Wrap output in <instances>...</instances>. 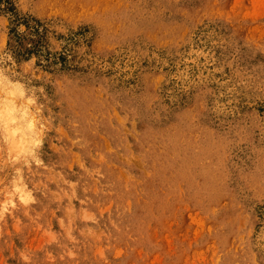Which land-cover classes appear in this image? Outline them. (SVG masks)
I'll use <instances>...</instances> for the list:
<instances>
[{"label": "rangeland", "instance_id": "1", "mask_svg": "<svg viewBox=\"0 0 264 264\" xmlns=\"http://www.w3.org/2000/svg\"><path fill=\"white\" fill-rule=\"evenodd\" d=\"M0 264H264V0H0Z\"/></svg>", "mask_w": 264, "mask_h": 264}, {"label": "bare ground", "instance_id": "2", "mask_svg": "<svg viewBox=\"0 0 264 264\" xmlns=\"http://www.w3.org/2000/svg\"><path fill=\"white\" fill-rule=\"evenodd\" d=\"M93 1H94V0H93ZM86 2H87V1H86ZM61 3H62V2H61ZM88 4H89V3H88ZM61 5H62V4H61ZM94 8H96V7H94ZM91 10H92V7H91ZM102 11H103V10H102ZM89 12H90V11H89ZM110 12H111V11H110ZM102 13H103V12H102ZM100 14H101V13H100ZM179 20H180V19H179ZM180 22H181V21H180ZM244 25H245V24H244ZM175 26H176V25H175ZM175 26H174V27H175ZM177 26H178V25H177ZM177 26H176V27H177ZM176 27H175V28H176ZM172 28H173V26H172ZM175 28H174V30H175ZM155 29H156V28H155ZM152 31H153V30H152ZM158 31H159V30H157V32H158ZM185 156H186V155H185ZM185 158H186V157H185Z\"/></svg>", "mask_w": 264, "mask_h": 264}]
</instances>
